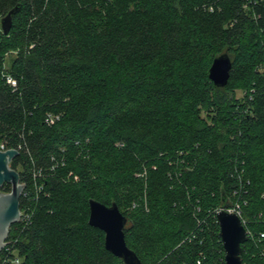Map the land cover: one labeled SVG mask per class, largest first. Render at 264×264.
<instances>
[{
    "label": "trees",
    "instance_id": "1",
    "mask_svg": "<svg viewBox=\"0 0 264 264\" xmlns=\"http://www.w3.org/2000/svg\"><path fill=\"white\" fill-rule=\"evenodd\" d=\"M15 6L0 145L25 214L0 264H124L90 199L126 216L141 264H225L216 212L233 206L242 264H264V0H0V17Z\"/></svg>",
    "mask_w": 264,
    "mask_h": 264
},
{
    "label": "water",
    "instance_id": "2",
    "mask_svg": "<svg viewBox=\"0 0 264 264\" xmlns=\"http://www.w3.org/2000/svg\"><path fill=\"white\" fill-rule=\"evenodd\" d=\"M15 6L0 17V30L6 35L12 25ZM231 67V59L226 52L217 55L208 70V76L217 87L226 84ZM18 154L14 148H0V188L10 185L9 191L0 190V252L6 244L10 226L20 219V197L25 184L20 181L17 170L10 166L11 160ZM221 206L216 212L219 225V237L224 250L225 264H242V244L246 240V229L240 217ZM89 224L104 232V245L107 250L119 257L124 264H141L136 253L125 242L124 227L127 218L115 203L106 205L98 200H89Z\"/></svg>",
    "mask_w": 264,
    "mask_h": 264
},
{
    "label": "built area",
    "instance_id": "3",
    "mask_svg": "<svg viewBox=\"0 0 264 264\" xmlns=\"http://www.w3.org/2000/svg\"><path fill=\"white\" fill-rule=\"evenodd\" d=\"M0 33H1V30H0ZM6 81L8 82V83H11V84H14L15 83V81H14V79H12L11 77H7L6 78ZM0 148L1 149H4V147L2 146V145H0ZM228 211H230V212H234V213H236L238 216H239V213H238V211L233 207V206H230V207H228V208H226ZM25 214V211H21L20 210V218L23 216ZM7 246V242H6V244H5V246L4 247H6ZM3 247V248H4ZM9 259V261H11V263H13V264H18L19 263V258H18V256L15 254V252H12L11 253V257L10 258H8Z\"/></svg>",
    "mask_w": 264,
    "mask_h": 264
},
{
    "label": "rangeland",
    "instance_id": "4",
    "mask_svg": "<svg viewBox=\"0 0 264 264\" xmlns=\"http://www.w3.org/2000/svg\"><path fill=\"white\" fill-rule=\"evenodd\" d=\"M10 59V56L7 57V60H6V66L8 65V60ZM237 95L240 96L241 95V92L240 91H237Z\"/></svg>",
    "mask_w": 264,
    "mask_h": 264
}]
</instances>
